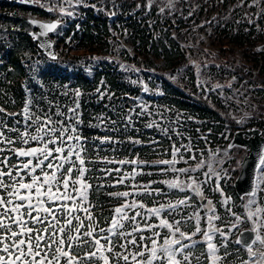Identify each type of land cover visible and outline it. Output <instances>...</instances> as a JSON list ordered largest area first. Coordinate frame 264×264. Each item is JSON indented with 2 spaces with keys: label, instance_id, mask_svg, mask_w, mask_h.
<instances>
[{
  "label": "trees",
  "instance_id": "obj_1",
  "mask_svg": "<svg viewBox=\"0 0 264 264\" xmlns=\"http://www.w3.org/2000/svg\"><path fill=\"white\" fill-rule=\"evenodd\" d=\"M145 3L146 0H87L75 6L73 15L64 18L66 26L60 32L51 33L55 37V58L39 48L28 30L15 35L12 42L0 37V107L8 113H20L25 102L30 101L34 112L54 115L59 109L66 113L67 108L73 106L76 99L73 92L78 89L82 120L79 131L87 137L90 156L95 155L92 147L95 138L105 131L103 127H94L99 123L97 118H110L121 125L132 109L135 131L129 128L127 133L118 132L117 136L121 140H126L128 135L139 136L145 146L125 142L115 153L107 152V155L121 159L139 154L142 159L155 162L169 157L172 147L181 142L179 136L183 140L188 135L194 138L193 144L196 150H200L196 154H206L215 144H227L237 124L225 104L234 108L239 106L235 99L232 101L227 97L233 92L249 94L250 102L258 104L260 108L254 111L249 125H258L264 132V0H182L181 7L188 13L189 22L178 16L179 9L172 10V15H164L156 4L149 7ZM13 10H31L40 17L56 16L54 11L49 12L41 4L33 6L0 0V21L8 18ZM201 17L209 21L205 34L220 62L237 61L230 66L212 65L215 74L209 72L210 75L232 77L233 82L226 87L227 96L218 89L209 93V100L200 96L201 83L197 84L196 73L190 65H185L187 72L180 74L185 59L183 43L170 41L169 45L165 43L159 49L155 42L157 33L170 35L173 29L181 35L182 41L188 36L199 39L201 36L192 28V22H198ZM118 33H129L133 55L128 48L118 54L114 41ZM23 44L29 47L30 55L23 53ZM123 58L133 60L132 66L131 63L125 65ZM162 59L163 63L160 62ZM136 67L139 71L126 70ZM175 74L176 79L172 77ZM145 85L147 92L144 91ZM235 87L238 88L233 90ZM98 88L103 96L97 92ZM143 106H146L144 114L137 115ZM177 113L182 117L177 120L179 123L174 122ZM54 118L63 119L55 115ZM149 124L158 126L147 127ZM177 124L184 125L182 135L175 132ZM198 129L206 134L205 138L197 135ZM152 140L158 143L147 146ZM104 147L108 148L107 145ZM186 154L189 156L190 152ZM167 177L159 174L138 176L137 182H159ZM159 186L171 196L184 194L168 190L163 184ZM126 190L121 185L93 194L90 199L97 204L94 209L97 217H107L117 203L107 196V191ZM230 192L238 198L233 184ZM164 198H157L156 202ZM258 198L264 205V194H259ZM214 199L220 208V200ZM145 203L154 204L150 199ZM187 226L188 230L193 228ZM233 247L245 251L241 244ZM204 250V246L198 243L193 251L194 256L200 257V264H206L201 255ZM220 252L225 254L226 251L220 249Z\"/></svg>",
  "mask_w": 264,
  "mask_h": 264
},
{
  "label": "snow or ice",
  "instance_id": "obj_2",
  "mask_svg": "<svg viewBox=\"0 0 264 264\" xmlns=\"http://www.w3.org/2000/svg\"><path fill=\"white\" fill-rule=\"evenodd\" d=\"M83 3L84 0H53L47 10L72 16L68 9ZM58 25L59 20L39 23L36 26L41 31L33 36L36 39L46 36L56 31ZM45 44L51 48L50 41ZM147 90L145 85L144 91ZM97 92L104 95L99 88ZM73 95L76 98L73 106L66 113L58 109L54 114L63 119H55L48 112H34L30 101L25 102L20 113H8L0 107V264H193V261L200 264V257L193 253L198 243L204 246L201 255L206 264H222L214 237L219 235L227 240L232 229L238 228L244 219L252 222L254 236L248 240L241 233V238L236 240L251 257L242 264H264V252L253 250L257 244L264 246L261 235L264 205L256 200L258 189L259 194H264V152L253 166L255 184L245 194V207L256 206L255 211L249 210L244 219L231 213L233 222L222 231L213 226L221 218L216 215L212 201L204 199L194 206L193 196L189 195L202 196V186L218 175L211 165L200 180L192 175L197 169L177 167L181 160L187 164L196 157L191 155L184 160V154L175 146L170 159L155 162L144 160L139 154L130 159L107 155L109 150L115 153L125 142L145 146L139 136L128 135L126 140L117 136L118 132L127 133L129 128L135 131L132 109L121 125L110 118H97L99 123L94 127H103L105 131L95 138L92 146L95 155L90 156L87 137L79 131L81 93L77 89ZM145 109L146 106L141 107L137 115H143ZM157 143L152 140L147 146ZM203 167L204 162L200 161L198 168ZM169 173L174 174L172 179L137 182L138 176ZM160 184L184 196L175 202L168 199L166 203H158L157 198L170 194ZM121 185L128 190L107 191V196L117 203L107 217L98 218L94 213L97 204L90 197ZM148 199L154 202L152 207L145 203ZM188 208H193L191 216L187 214ZM191 220L195 222V231L188 233L183 227ZM201 220H206V228L201 227ZM197 234L202 235L201 241L193 239Z\"/></svg>",
  "mask_w": 264,
  "mask_h": 264
},
{
  "label": "rangeland",
  "instance_id": "obj_3",
  "mask_svg": "<svg viewBox=\"0 0 264 264\" xmlns=\"http://www.w3.org/2000/svg\"><path fill=\"white\" fill-rule=\"evenodd\" d=\"M101 1L105 2V0H101ZM110 1H114V0H110ZM40 2L42 5H48L51 7L53 0H40ZM84 2H87V0H84ZM153 3L157 5V7L161 10V13H163L164 15L166 14L172 15L173 11L179 9L178 16L180 15L182 18H184L186 21L189 22L188 13L183 11V8L181 7L182 0H146L145 5L150 7V5ZM68 10L73 12L74 7L69 8ZM54 12L57 14L58 18L62 20L67 16L66 14H61L58 11H54ZM28 15L35 17L36 14L31 12L28 13L26 11H21V10L10 11L9 16H7L8 18H6L3 22L0 21V37H4L12 41L13 37H15V35H19L20 32L24 30H31L33 26L28 20ZM190 21L193 20L190 19ZM208 22L209 21L204 19V17H201V19L198 22L195 23L192 22V28H194V30L197 32V35L199 37L201 36L197 40L193 39L191 36H188L186 40L182 41L181 35L175 31L176 29H173L170 35H168L165 32L164 33L161 32L160 35L157 33L156 36L157 39L155 40L156 45H158L160 49L162 46H164L165 43L169 45L170 41L183 43V45L185 46V59L183 63L184 65L182 64L180 66L182 68L180 74L182 73V71H184V73L187 72L185 70V65L187 64L190 65L196 73L197 84L201 83L200 96L207 100H209V93L218 89L221 91V93H224L223 95L227 96L226 90L228 89H226V87H230L233 82L232 77H224V76L217 77L210 75L209 72L215 74L212 65L214 64L216 66L218 65L230 66V65H234L237 62V61H229V60L220 62L219 57H217L216 55V50L210 46L209 41L205 34V30L209 28ZM65 26H66V22L64 20V22L59 26L57 31L60 32ZM129 39H130L129 33H121V34L118 33L115 36L114 41L116 44L115 47L118 50V54L121 52V50H124L126 48L130 49V53L132 55L134 54L132 51L133 46L130 43ZM29 50H30L29 47L23 44L22 51L25 55H30ZM115 56H117V54ZM230 57H233V55H231ZM123 61L127 66H129L130 63H131L130 66H132L133 64V60L125 61V59L123 58ZM160 62L163 63L164 59H162ZM136 69H139V67H136ZM172 77L176 79L177 75L176 74L174 76L172 75ZM237 88L238 87H235L233 88V90H236ZM227 97L232 101H234L235 99L236 103L239 105L237 108H234L233 106H230L228 103H225L226 110L230 112V114L236 120L237 123L236 127L248 125L252 121L251 118L254 111L260 108L258 104L255 102L254 103L250 102L252 99L249 97V94L242 95L240 92H233V94H230ZM247 104H250V107ZM260 111H262V109ZM175 116L176 118H174V122L179 123L177 120L182 119V117H180L181 115L177 113ZM185 124H189V122H185ZM175 127L176 128L182 127V129L175 128V132L177 135H182V133H185L184 132L185 130L183 129L184 125L181 126L177 124L175 125ZM198 131L199 134L197 135H199L201 138L206 137V134L203 133L202 130L198 129ZM179 138H181V142L175 147L180 149L181 152L184 154V160H187L188 157L191 155H195L196 158L195 160L189 161L187 164L184 163L183 160H181L177 164V167L186 168L190 166L192 168L197 169L195 172L192 173V175L197 176L198 179L200 180L204 179L203 173L208 170L207 168L208 165H211L215 173H218V175H213L212 178L209 179L208 182L204 184L201 188V192L203 194L202 196H206L207 200L212 201L213 207L216 211V215L221 218L220 220H216L214 222L213 225L214 227H219L222 231L226 230V228L230 225V222H233L234 219L231 213H236L238 215H241L242 219H244L247 216L249 210L255 211L256 206H253L252 209H248L245 207L247 203L246 195L241 197L239 196L237 198L234 196V194L230 192L231 185L233 184L234 179L237 176L240 169V161L247 152V149L244 146L234 145V147L229 148L227 144L225 145L215 144L212 146V148L208 150L206 154L203 155L202 153L196 154V151H198L199 153L200 150H196V147L193 144L194 138H192L191 135H188V138L186 140H183V138L180 136ZM185 148L191 149L189 156L186 154L187 151H185ZM198 155H200V157ZM170 158L171 157L169 156L162 159H170ZM200 161L204 162L203 168H198ZM173 175L174 174L169 173L168 177L165 180L172 179ZM180 179L184 180L186 179V177H180ZM257 191H258V195L256 197V200L258 204L263 205L258 198L259 189ZM189 195H191V193H189ZM183 196L184 194L181 196L169 195L167 196V198L165 197L163 200H161L158 203H166L168 199H171L173 202H175L177 199L182 198ZM192 196H193L192 203L194 206L201 203L200 199L202 196H198L195 194H193ZM214 197H217L218 200H220L221 203L220 208L217 207L216 199H214ZM226 200L227 203H225ZM148 206L152 207L153 204ZM229 208L231 209V212H229ZM197 210L199 211V209ZM192 213H193V208H188L187 214L191 216ZM200 215L203 216L204 213L201 212ZM177 218H179V216H177ZM187 224L192 225L193 228L188 230L189 226H187ZM201 227L202 228L207 227L206 220H201ZM245 227L253 228L252 222L244 219V222L239 223L238 228L232 229L231 234L227 237V240H225L224 237H221L219 235H216L214 237V242L217 243L219 247V254L222 257V264H242V262L251 259L246 248L245 251L242 252L241 249L233 247L234 244H237L236 237L239 231ZM183 230L188 233L195 231L194 220L187 221V223L184 224ZM145 235L148 234L146 233ZM261 235H264V230H261ZM193 239L198 241V240H202L203 237L202 235L197 234L195 237H193ZM225 244L226 247L221 246ZM195 249L196 247L193 248V251H195ZM220 249L225 250L227 255L221 254ZM253 250L257 252H264V246H260L259 244H257L254 246ZM241 257L243 258L242 260Z\"/></svg>",
  "mask_w": 264,
  "mask_h": 264
},
{
  "label": "water",
  "instance_id": "obj_4",
  "mask_svg": "<svg viewBox=\"0 0 264 264\" xmlns=\"http://www.w3.org/2000/svg\"><path fill=\"white\" fill-rule=\"evenodd\" d=\"M16 3H24V4H34L35 1L32 0L31 3L27 2V0H12ZM28 20L36 22L33 24V28L29 30V34L33 37V39L37 42L39 48L48 56L56 57V52L54 50V39L51 36V32H49L46 36H41L39 39L34 38L33 33H39L41 30L36 26L39 23H52L56 22L58 19L45 20L38 17H29ZM51 42V48H49L45 42ZM41 44H45L44 47H41ZM51 53L52 55H50ZM235 144H239L244 146L248 152L243 156L241 160V168L239 173L237 174L234 180V187L236 192L242 196L249 192L255 184V175L253 172V166L256 163L257 157L259 154L264 152V134L262 129L258 126H252L248 128H238L233 132V136L231 137L228 146L232 147ZM206 199V196L201 197V201ZM252 228L247 227L243 228L239 231L237 235V239L241 238V233L244 234V239L250 240L254 233L251 231Z\"/></svg>",
  "mask_w": 264,
  "mask_h": 264
}]
</instances>
